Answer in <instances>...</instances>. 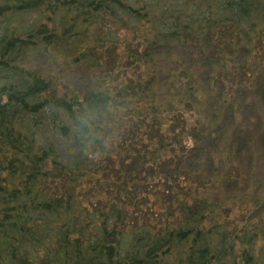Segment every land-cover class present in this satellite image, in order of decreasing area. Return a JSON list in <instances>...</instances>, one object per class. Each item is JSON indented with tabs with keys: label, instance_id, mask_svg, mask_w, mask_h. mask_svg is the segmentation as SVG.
<instances>
[{
	"label": "trees",
	"instance_id": "1",
	"mask_svg": "<svg viewBox=\"0 0 264 264\" xmlns=\"http://www.w3.org/2000/svg\"><path fill=\"white\" fill-rule=\"evenodd\" d=\"M178 1L0 0V29L7 27L0 37V245L14 259L15 248L31 243L49 246L54 256L43 263L21 256V264H112L115 255L119 264H161L158 251L178 255L190 242L180 264L226 257L225 242L218 251L215 235L198 229L208 210L222 206L206 193L227 178L207 177L206 164L194 159L200 140L213 139L216 121L193 117L192 105L203 90L227 89L226 79L239 75L231 60L236 42L249 47L251 33L260 36L249 17L262 8L258 0H187L215 18L187 25L190 13L175 11ZM221 1L226 13L218 18L212 5ZM30 7L47 13H31L23 40L16 13ZM204 36L226 48L220 56L211 47L219 71L213 84L192 70L163 79L157 66L178 65L180 50L196 48ZM33 46L99 74L89 89L61 91L50 75L26 69L20 56ZM52 235L60 247L46 243ZM125 238L135 244L132 254L121 250ZM63 243L76 259L60 257Z\"/></svg>",
	"mask_w": 264,
	"mask_h": 264
},
{
	"label": "rangeland",
	"instance_id": "2",
	"mask_svg": "<svg viewBox=\"0 0 264 264\" xmlns=\"http://www.w3.org/2000/svg\"><path fill=\"white\" fill-rule=\"evenodd\" d=\"M225 2L221 1L219 6L212 5V9L218 18L225 17L222 13H226L225 10L220 9ZM257 2L259 3L256 4L262 9H259L258 13L255 12L254 15L251 14L250 21L248 19L246 22L249 21L251 30L260 31V36L253 39L255 33H251L253 43L249 47H246L245 41L241 43V41L236 42L234 39L239 49L231 60L233 67L237 64L239 75L230 76L226 79L225 86H228L227 89L221 85H216L215 89L203 90L198 96V101L192 105L195 109L192 112L193 117L199 119L205 117L216 121L213 126V139L200 140L194 159L195 161L201 160L206 164L207 177L227 178L223 184L219 181L215 190L206 193L209 201L216 205L222 204V206L219 210L215 209L213 214L208 210L206 213L207 220L198 227L200 231L208 233L207 235L210 237L215 235L212 239L214 244L218 245V251L225 242L226 257L221 256L220 261L215 257L211 260L212 264H264V0ZM52 4L58 5L60 3L59 0H52ZM199 4V2L191 3L187 0H179L176 3L175 11L190 13V20L185 23L187 25L192 22L197 24L199 21H210L212 17V14L208 12L210 10H206L205 6ZM34 12L37 16L41 12L44 15L47 13L43 8L36 10L34 7L16 13L18 38L27 39L26 31L29 28L30 15ZM74 14L77 12L74 11ZM66 16L71 17L70 15ZM48 25L53 29V21H49ZM5 26L0 29V37L6 31L7 27L5 28ZM210 39V37L204 36L196 48L180 50L181 52L177 55H179L183 65H180V62L178 65L163 62L157 66L162 72L161 77L165 79L164 76L168 75L169 72L179 73V71L185 75L188 73L186 70H192L193 77L199 79L203 84L204 81L206 83L208 81V84L212 85L213 76L219 71L217 68L214 69L211 64L217 58L215 54L211 55L213 53L211 47L216 45ZM220 42L224 43L223 40ZM216 48V53L220 56L222 49L226 50L225 47L216 46ZM141 49L142 47H140ZM189 52L192 55L186 56ZM191 57L194 58L191 59ZM20 58L27 63L26 69L28 71L41 72L40 74H44L48 78L49 75L53 77L61 91H64L66 85L74 88L80 87L81 91L89 89L99 74L98 69L89 70L81 65L69 67L65 65L63 60H52L45 51L34 48V46L24 51ZM184 80L186 81L185 78ZM162 99L166 100L165 95ZM193 144L188 141L189 147H192ZM62 150L67 153L66 147H63ZM92 202L97 204L98 201L94 198ZM90 205L93 206L94 204L90 203ZM111 231L113 232V227ZM55 233L56 238L61 240V232L56 230ZM46 240V243L50 241L58 244V247L61 246L53 235ZM119 242L122 244V251L132 254L134 242H131L129 238L121 239ZM105 243L110 244V247L115 249L114 243ZM15 244L20 245L19 243ZM63 244L65 245L63 252L58 250L61 252L60 257L68 261L76 259V253L67 251L68 246ZM192 246L190 242L187 248L180 249L178 255L172 251L171 254L166 253L167 251L165 253L158 251L156 261L161 264L168 261L180 264L179 262L184 259L185 253H187L186 256L189 255ZM48 247L40 243L34 245L31 243L28 247H14L17 252V255L15 254L17 259H14L11 257L13 255L6 250L9 248L5 247V244L0 245V264H21L19 260L21 256H31L32 261L42 263L43 259L52 260V258L47 257H54L47 250ZM212 249L216 254L214 245ZM81 250L86 258L91 256L90 250L87 248L84 250L81 248ZM116 262L119 264L121 261L116 259L115 255L112 264H116ZM125 262L130 263L131 261Z\"/></svg>",
	"mask_w": 264,
	"mask_h": 264
}]
</instances>
